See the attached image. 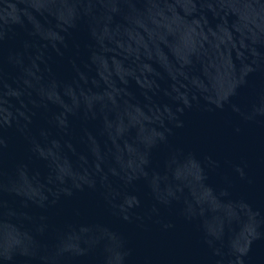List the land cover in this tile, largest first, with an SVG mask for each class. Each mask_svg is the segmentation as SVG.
I'll use <instances>...</instances> for the list:
<instances>
[{
    "label": "water",
    "instance_id": "95a60500",
    "mask_svg": "<svg viewBox=\"0 0 264 264\" xmlns=\"http://www.w3.org/2000/svg\"><path fill=\"white\" fill-rule=\"evenodd\" d=\"M0 264H264V0H0Z\"/></svg>",
    "mask_w": 264,
    "mask_h": 264
}]
</instances>
